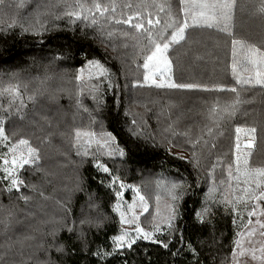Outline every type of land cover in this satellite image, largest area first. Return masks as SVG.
<instances>
[{"label":"trees","instance_id":"trees-1","mask_svg":"<svg viewBox=\"0 0 264 264\" xmlns=\"http://www.w3.org/2000/svg\"><path fill=\"white\" fill-rule=\"evenodd\" d=\"M126 2L128 0H116L118 5ZM131 2L136 3V0ZM20 3L21 0H4L0 5V82L15 84L19 81L26 104L19 114L13 110L6 129L9 134L15 131L18 137L28 139L39 149L40 159L36 165L21 169L20 178L25 184L19 192H5L0 184V264H44L49 259L55 264H227L235 233L241 231L240 217H236L234 225L233 215L221 207L210 218V223L201 225L195 220V211L202 207L209 187L208 170L217 164L215 179L227 180L224 169L229 163L235 168L237 127L255 129L251 134L244 131L239 134L241 149L252 139L250 163L264 164V88L258 85L240 88L235 84L231 70L232 37L216 29L190 28L186 30V41L174 45L168 53L174 82L238 88L241 102L234 115H224L213 125L208 118L210 108L217 104L223 108L236 99L235 93L158 89L145 84L144 52L121 35L128 30L126 25L106 24L105 30L113 31L114 35L111 39L105 37L102 42L96 28L86 27L79 21L69 26L66 17L55 19L56 14L64 10L63 5L50 7L57 5V0H23V7ZM171 3L173 11H177L178 0ZM245 3L246 0H237L233 20L235 38L264 48V18L253 14L250 8H242ZM37 13L47 26L42 35L24 32L19 26L6 27L13 20L28 26L35 22ZM116 16H120L119 8ZM57 54L62 59L53 60ZM89 59L104 64L116 86L107 89V81L100 84L102 105L98 109L89 94L90 85L96 81H89L86 73L83 83L75 80L78 70ZM11 73H18V80H10ZM24 84H27L26 92ZM81 88L83 93L79 99L84 107L102 122L104 131L117 137L126 151L123 160L108 161L113 174H118L126 184L140 188L152 206L156 193L151 192V187L158 191L160 198L168 200L157 181L186 178L187 188L179 204L180 219L176 222L177 232L171 237L170 250L140 240L123 256L110 257L107 261H99L91 255L98 246L111 250L109 237L121 226L118 215L112 211L115 197L100 183L104 175L92 166L90 157H77L72 147L74 128L100 131L99 123L91 124L89 114L77 107ZM32 94L35 98L29 100ZM7 103L6 98H0V104L7 107ZM133 119L137 121L136 126L131 123ZM206 127H212L211 135L207 134ZM137 129H140L139 134L133 135ZM173 131L176 135H172ZM185 132L187 136L183 135ZM201 134L203 140L195 149L200 156V167L194 169L188 162L193 151L189 139ZM180 156L184 159L180 160ZM89 195L98 206L96 210L88 207ZM21 196L29 199L25 202ZM123 199L132 203L133 192L126 189ZM61 205L70 209L74 219L81 213L92 216L99 213L106 217L99 230L85 226L83 244L87 248L75 237L69 241L67 232H60L57 242L68 244L69 253L73 247L76 249L75 255L64 257L54 249L45 251L52 239L46 233L52 225L44 221L59 220L64 214ZM147 216L140 220L143 227L150 228L151 217L147 219ZM244 216L246 222V212ZM181 231L183 245L178 239ZM28 236L33 239H25ZM188 243L197 249L198 261L187 252ZM181 247L184 251L174 257L171 253Z\"/></svg>","mask_w":264,"mask_h":264},{"label":"snow or ice","instance_id":"snow-or-ice-1","mask_svg":"<svg viewBox=\"0 0 264 264\" xmlns=\"http://www.w3.org/2000/svg\"><path fill=\"white\" fill-rule=\"evenodd\" d=\"M4 0H0V5ZM63 5V11L56 14L55 19L67 18L69 26L75 25L78 21L84 23L86 27L96 28L101 40L107 37L111 39L113 31L105 30V25L114 22L116 25H126L128 30L122 31L121 35L125 40H132L135 46L140 47L144 52L143 68L146 70L144 83L155 86L158 89H202L204 91L221 90L230 91L236 94V99L226 104L223 108L214 105L209 110V120L213 125L224 115L232 116L236 111L237 105L241 102L239 99V90L237 87L226 88L224 85H213L209 88L207 85L198 83H176L170 75L172 62L168 57L169 50L174 45H180L186 41V30L190 28L216 29L226 34L231 39L232 54V76L235 84L240 88L245 86H260L264 88V48L255 44L248 43L243 39L235 38L233 32V20L237 8V0H178V10L173 11L171 0H136V3L128 2L118 5L116 0H57L55 7ZM23 7V0L19 5ZM245 9H251L253 14L264 18V0H246L241 6ZM120 10V16L117 18V9ZM161 13L164 18L161 19ZM19 26L22 31H32L34 34H43L47 31L46 23H42L37 13V19L34 23L26 26L18 24L16 20L7 24V28ZM146 41V44L144 43ZM62 56L57 54L53 60H60ZM155 68V72H151ZM87 74L89 81H96L90 85V95L97 109L102 105L100 98V84L107 81V89H114L116 86L112 83L110 70L99 60L89 59L86 64L78 70L75 80L84 82V75ZM159 73V80L155 78ZM18 73L9 74V79H17ZM25 92L27 84L23 85ZM19 81L13 83L0 82V98H6L7 107L0 104V184H3V191L19 192L24 180L20 178V171L25 166L36 165L40 159L39 149L33 147L30 141L23 136H17L13 131L11 134L6 129V121L13 114H19L26 107L23 93L20 91ZM83 89L78 90L77 107L84 113H88L91 124L100 125V131L89 130L85 128H74L72 130V147L76 150L77 157L91 158L92 166L98 173L104 175L100 183L108 188L115 197V203L112 205V211L119 217L120 228L117 233L110 236L111 250L106 248L97 249L91 253L99 261H107L108 258L123 256L125 251L132 250L137 241H149L170 250L169 245L172 242L171 237L177 232V221L180 219L179 204L185 195L187 188L186 178L180 176L168 180L157 181L158 187H163L167 194L168 201L165 203V212L161 214L159 208L160 196L157 195V209L152 217L150 228L142 227L140 217L148 212L149 205L146 198L141 195L136 185L126 184L118 174H113V169L109 167L108 161L123 160L126 151L120 146L117 137L112 132L104 131L102 122L95 119L84 107L79 96ZM34 94L29 95V100H34ZM23 117L21 116V119ZM132 125L136 126L137 121L132 120ZM171 128V126H169ZM167 131V129L165 130ZM212 127H206L208 135L212 134ZM244 131L248 134L254 133V128L241 129L236 128V150L235 168L229 163L224 169L227 180L217 181L214 172L217 164H213L208 170V179L210 181L205 199L202 201V207L195 211V220L203 225L210 223V218L214 216L215 211L223 208L226 212L233 215V224L236 225V217H240L241 231L235 233L232 241L229 256L226 258L227 264H264V164L254 165L250 163L252 153L249 151L252 147V139H249L241 149L240 133ZM140 129L132 132L133 135L139 134ZM172 135H176L175 131ZM183 135L187 136L185 132ZM254 139V137H253ZM203 140V134L195 139H189L192 145V157L188 161L194 169L200 167V156L196 152V146ZM207 144V141H203ZM212 147H215L213 144ZM183 160L184 157H178ZM80 185L78 184V188ZM129 189L133 192V202L127 203L124 199V192ZM21 199L27 200L28 196H21ZM138 201V203H137ZM63 216L59 220L44 221L51 224L52 227L46 233L52 239L48 242V251L54 249L61 257L69 254L75 255L76 249L73 247L69 253V245L58 243L59 233L67 232L68 240L83 244L86 239L85 226L88 229L102 227L103 217L101 214L92 216L81 213L79 218H72L70 209L61 205ZM88 207L90 210H96L98 206L93 202V197L89 195ZM139 208L141 211H136ZM247 220L245 222L244 213ZM253 217L256 219L253 220ZM128 225L127 228L123 227ZM7 228V223H5ZM157 234L168 236L169 239H161ZM25 239H33L28 236ZM181 245L184 244L183 232L178 237ZM187 252L190 253L194 261H198L199 254L197 249L191 244H187ZM83 248H87L83 244ZM83 250V249H82ZM181 247L171 254L175 257ZM44 264H55L51 259Z\"/></svg>","mask_w":264,"mask_h":264},{"label":"rangeland","instance_id":"rangeland-1","mask_svg":"<svg viewBox=\"0 0 264 264\" xmlns=\"http://www.w3.org/2000/svg\"><path fill=\"white\" fill-rule=\"evenodd\" d=\"M149 71H151V72H155V68H151V66H150V70ZM166 75H170L171 76V78H172V73L170 72V73H166ZM159 76H160V74L159 73H156V76H155V78L157 79V80H159ZM148 85H151L150 83H148ZM247 142H245L244 143V146H245V144H246ZM252 147H253V142H252ZM251 147V148H252ZM147 186H148V184H147ZM139 190H140V188H139ZM151 192L154 194V193H156L154 196V200H153V206H152V202L150 201L149 202V200L146 198V196L142 193V191L140 190V193H141V195H143L145 198H146V200L148 201V205H149V210H148V212H149V214H148V212H145V213H143L142 215H141V217H144V216H147V219L149 218V216L151 217V219H150V224L152 223V217H153V215L156 213V209H157V200H156V197H157V195H159L158 194V191L156 190V189H154L153 187H151ZM168 200H166V199H164V198H160V201H159V208H160V211H161V214H163L164 212H165V208H164V205H165V203L167 202ZM137 203H138V201H137ZM136 211H141L139 208H137L136 209ZM140 217V218H141ZM256 218L255 217H253V220H255ZM124 227L125 228H127L128 227V225H124ZM143 227V226H142ZM26 259H28V257L26 256L25 257Z\"/></svg>","mask_w":264,"mask_h":264}]
</instances>
